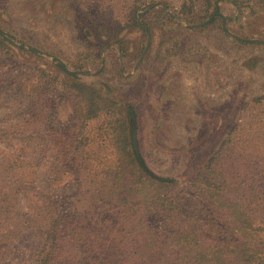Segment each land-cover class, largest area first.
Returning <instances> with one entry per match:
<instances>
[{
    "label": "rangeland",
    "instance_id": "obj_1",
    "mask_svg": "<svg viewBox=\"0 0 264 264\" xmlns=\"http://www.w3.org/2000/svg\"><path fill=\"white\" fill-rule=\"evenodd\" d=\"M131 1L0 0V264H25L41 243L32 230L7 235L27 200L49 194L65 212L76 193L72 181L51 185L78 115L72 82L102 92L108 105L133 107L147 168L177 179L183 195L194 193L188 177L232 129L238 145L264 150V107L253 102L264 100V0H191L190 14L180 13L189 0H139L149 42L130 22ZM215 7L223 20L209 23ZM95 10L104 32L90 26ZM101 123L85 130L93 167L109 163V141L95 140ZM249 203L245 186L218 197L215 210L244 213L239 234L259 241L252 228L264 205Z\"/></svg>",
    "mask_w": 264,
    "mask_h": 264
},
{
    "label": "trees",
    "instance_id": "obj_2",
    "mask_svg": "<svg viewBox=\"0 0 264 264\" xmlns=\"http://www.w3.org/2000/svg\"><path fill=\"white\" fill-rule=\"evenodd\" d=\"M138 4L139 0L130 2L128 16L132 26L141 28L136 20ZM192 12L191 0L183 2L180 13ZM93 13L90 26L97 31L101 24L104 32L103 22H97L101 13ZM217 13L215 7L207 17L209 23L223 20ZM115 37L107 39L118 46ZM58 67L64 70L63 64ZM70 88L79 99L78 115L61 157L66 163L55 168L51 185L72 181L76 193L65 212L49 194L27 198L28 212L7 234L11 238L13 233L32 230L40 237L39 247L25 264H264V221L252 228L262 235L254 241L238 232L244 213L215 210L218 197L245 186L250 189L249 207L264 205L259 185L264 150L238 145L232 129L213 156L188 177L194 193L183 195L177 192V179L152 178L143 158L133 153L131 105H108L102 92L77 82ZM253 102L264 107V100ZM95 119L102 120L95 140L110 144L109 163L101 167H93L88 162L92 153L85 152L90 141L86 126Z\"/></svg>",
    "mask_w": 264,
    "mask_h": 264
},
{
    "label": "water",
    "instance_id": "obj_3",
    "mask_svg": "<svg viewBox=\"0 0 264 264\" xmlns=\"http://www.w3.org/2000/svg\"><path fill=\"white\" fill-rule=\"evenodd\" d=\"M217 14H220V13H217ZM221 15V14H220ZM138 24L140 25V22H139V19H138ZM142 30L145 32L146 36H147V40L149 42V34L146 30V28L144 26L141 27ZM64 70L67 72V70L64 68ZM135 121L134 119H131L130 123H129V131H130V144H131V147H132V151L133 153L138 156V158L140 160H142V155L139 151V148H138V143H137V134H136V129H135V125H134ZM146 172L154 179H157L159 178L158 176H156L155 174H153L147 167H146Z\"/></svg>",
    "mask_w": 264,
    "mask_h": 264
}]
</instances>
